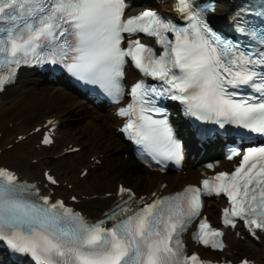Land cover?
<instances>
[{"label": "snow or ice", "instance_id": "snow-or-ice-1", "mask_svg": "<svg viewBox=\"0 0 264 264\" xmlns=\"http://www.w3.org/2000/svg\"><path fill=\"white\" fill-rule=\"evenodd\" d=\"M126 7L125 0H0V24L6 25L0 27V68L7 69L0 76V89L32 56L38 63L63 65L118 102L130 58L140 72L163 85L137 82L130 92L133 103L119 112L135 115L124 131L157 164L179 165L184 158L167 119L148 114H162L155 107L158 98L180 101L197 119L264 135V100L236 99L245 87L264 94V31L249 33L260 47L245 51L213 34L190 0H179L177 9L188 21L185 27L154 11L126 17ZM259 7L258 15L264 17V0ZM139 33L155 38L162 49L159 55L139 38L133 39ZM42 143L51 144V137L45 135ZM239 155L233 150L228 158ZM242 161L232 174L204 180L203 193L190 186L135 211L129 206L134 195L121 186L119 194L128 199L109 217L115 221L111 228L104 222L89 224L62 201L50 203L35 185L0 168V242L31 256L35 264H205L196 254H187L181 238L201 216L202 194L227 195L231 208L225 209L224 225L235 228L238 218L252 239L264 242V146L249 148ZM45 176L49 183H57L50 174ZM223 237V231L202 218L193 234L199 244L219 251L226 248ZM240 264L250 261L245 258Z\"/></svg>", "mask_w": 264, "mask_h": 264}, {"label": "bare ground", "instance_id": "bare-ground-1", "mask_svg": "<svg viewBox=\"0 0 264 264\" xmlns=\"http://www.w3.org/2000/svg\"><path fill=\"white\" fill-rule=\"evenodd\" d=\"M142 3H150L151 8H155L153 0H138L134 5ZM165 7L163 4L159 9L164 11ZM228 7V4L220 2L215 19L223 17ZM16 85L0 95V166L15 171L29 182H40L44 169L53 166L51 174L59 183L53 189L54 196L79 199L75 208L88 218L97 219L101 211L110 206L113 199L105 196L114 193L117 183H127L124 187L130 188L137 196L165 194L195 182L202 171L200 163L194 167L186 164L183 175H158L138 168L128 155L123 158L122 153L128 154V147L120 142L119 136L113 134L116 124L110 114L84 105L66 88L43 86L29 73H24ZM49 119L57 120L60 124L55 132L53 147L48 150L35 148L39 134L27 136L22 142L14 144L16 136L26 134ZM66 122L77 126H62ZM6 146H9L8 150ZM72 147H79L80 150L55 162L46 160L48 155H58ZM32 160H35L34 164H31ZM95 160L100 162V166L89 169ZM84 168L89 170L82 180H78L77 176ZM97 169L102 171L98 173ZM89 178L91 180L87 182ZM63 184L70 185V190L63 188ZM96 188L102 193H97ZM204 214L209 220H215L214 204L209 203ZM225 241L229 249L220 256L235 262L240 255L252 256L254 258L250 257L249 260L264 264V246L260 250L248 241L240 243L229 232Z\"/></svg>", "mask_w": 264, "mask_h": 264}, {"label": "rangeland", "instance_id": "rangeland-1", "mask_svg": "<svg viewBox=\"0 0 264 264\" xmlns=\"http://www.w3.org/2000/svg\"><path fill=\"white\" fill-rule=\"evenodd\" d=\"M48 87H50V86H48ZM32 126V124L31 125H29V127H31ZM68 126L69 127H71V128H74L75 126H77V125H75V124H73V123H68ZM26 129H29L28 127L26 128ZM47 159H49L50 160V162H54V161H56V160H53V159H50V155H48L47 156ZM53 168V166H51L50 167V170ZM49 169V168H48ZM102 171V170H101ZM101 171H97L98 173H100ZM90 180H91V178H89L88 180H87V182H90ZM122 183V184H121ZM121 183H117V184H120V185H125V186H127L128 184L127 183H125V182H121ZM94 189V188H93ZM95 191H97V193H102V191H100V190H98L97 188L95 189ZM258 246V248L260 249V250H262L261 249V246L260 245H257ZM241 256V255H240ZM247 258H250V257H252V256H246ZM239 258H241V257H239ZM238 258V259H239ZM252 258H254V257H252Z\"/></svg>", "mask_w": 264, "mask_h": 264}]
</instances>
